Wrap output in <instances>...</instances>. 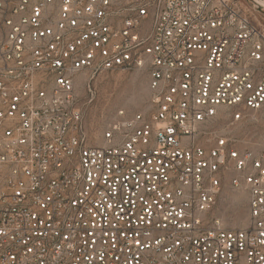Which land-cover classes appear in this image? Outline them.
Listing matches in <instances>:
<instances>
[{
    "label": "built area",
    "instance_id": "built-area-1",
    "mask_svg": "<svg viewBox=\"0 0 264 264\" xmlns=\"http://www.w3.org/2000/svg\"><path fill=\"white\" fill-rule=\"evenodd\" d=\"M117 71L149 110L96 145L76 79ZM263 109L234 0H0V264H264V136L232 134ZM227 184L243 228L211 216Z\"/></svg>",
    "mask_w": 264,
    "mask_h": 264
},
{
    "label": "rangeland",
    "instance_id": "rangeland-1",
    "mask_svg": "<svg viewBox=\"0 0 264 264\" xmlns=\"http://www.w3.org/2000/svg\"><path fill=\"white\" fill-rule=\"evenodd\" d=\"M234 1L255 24L261 22L264 25V10L258 13L255 8L256 5L264 6V0ZM76 90L84 113L88 137L96 145L101 143L100 139L105 129L114 120L118 111L125 110L133 114L149 110V82L145 71H117L104 73L95 78L89 75L78 76ZM239 126L240 128L233 130L232 134L247 136L256 134V140L262 141L264 109L252 113L249 121ZM248 214L247 196L235 192L227 184L211 216L228 228L239 229L246 226Z\"/></svg>",
    "mask_w": 264,
    "mask_h": 264
},
{
    "label": "bare ground",
    "instance_id": "bare-ground-1",
    "mask_svg": "<svg viewBox=\"0 0 264 264\" xmlns=\"http://www.w3.org/2000/svg\"><path fill=\"white\" fill-rule=\"evenodd\" d=\"M237 198H239V197H237ZM237 198H236V199H237Z\"/></svg>",
    "mask_w": 264,
    "mask_h": 264
}]
</instances>
